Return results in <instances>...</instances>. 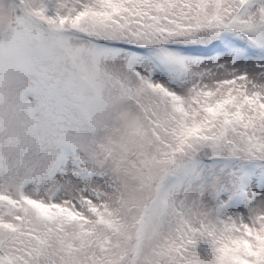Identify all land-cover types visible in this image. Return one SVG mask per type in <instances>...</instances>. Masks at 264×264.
I'll use <instances>...</instances> for the list:
<instances>
[{"label":"snow or ice","instance_id":"1","mask_svg":"<svg viewBox=\"0 0 264 264\" xmlns=\"http://www.w3.org/2000/svg\"><path fill=\"white\" fill-rule=\"evenodd\" d=\"M0 264H264V0H0Z\"/></svg>","mask_w":264,"mask_h":264}]
</instances>
